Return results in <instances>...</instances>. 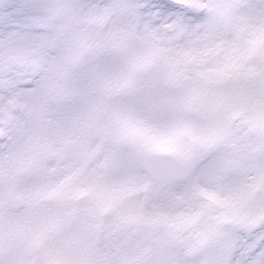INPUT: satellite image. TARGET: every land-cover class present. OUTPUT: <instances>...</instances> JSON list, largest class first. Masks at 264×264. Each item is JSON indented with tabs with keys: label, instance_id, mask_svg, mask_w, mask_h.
<instances>
[{
	"label": "snow or ice",
	"instance_id": "1",
	"mask_svg": "<svg viewBox=\"0 0 264 264\" xmlns=\"http://www.w3.org/2000/svg\"><path fill=\"white\" fill-rule=\"evenodd\" d=\"M0 264H264V0H0Z\"/></svg>",
	"mask_w": 264,
	"mask_h": 264
}]
</instances>
